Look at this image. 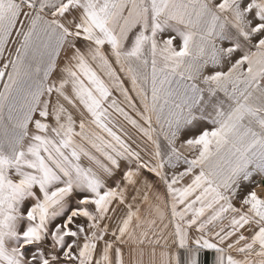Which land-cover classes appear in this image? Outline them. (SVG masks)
Returning <instances> with one entry per match:
<instances>
[{
	"label": "snow or ice",
	"instance_id": "obj_1",
	"mask_svg": "<svg viewBox=\"0 0 264 264\" xmlns=\"http://www.w3.org/2000/svg\"><path fill=\"white\" fill-rule=\"evenodd\" d=\"M0 264H264V0H0Z\"/></svg>",
	"mask_w": 264,
	"mask_h": 264
}]
</instances>
